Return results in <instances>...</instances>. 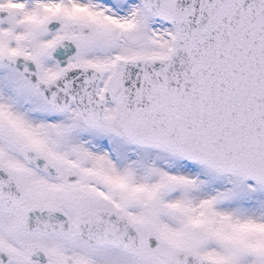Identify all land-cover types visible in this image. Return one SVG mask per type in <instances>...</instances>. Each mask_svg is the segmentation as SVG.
<instances>
[{
  "label": "snow or ice",
  "instance_id": "obj_1",
  "mask_svg": "<svg viewBox=\"0 0 264 264\" xmlns=\"http://www.w3.org/2000/svg\"><path fill=\"white\" fill-rule=\"evenodd\" d=\"M0 264H264V0H0Z\"/></svg>",
  "mask_w": 264,
  "mask_h": 264
}]
</instances>
